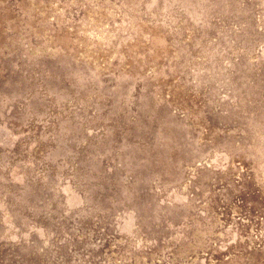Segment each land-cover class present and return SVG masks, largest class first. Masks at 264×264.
Segmentation results:
<instances>
[{
    "label": "rangeland",
    "instance_id": "1",
    "mask_svg": "<svg viewBox=\"0 0 264 264\" xmlns=\"http://www.w3.org/2000/svg\"><path fill=\"white\" fill-rule=\"evenodd\" d=\"M249 262L264 0H0V264Z\"/></svg>",
    "mask_w": 264,
    "mask_h": 264
},
{
    "label": "bare ground",
    "instance_id": "2",
    "mask_svg": "<svg viewBox=\"0 0 264 264\" xmlns=\"http://www.w3.org/2000/svg\"><path fill=\"white\" fill-rule=\"evenodd\" d=\"M140 139V138H139ZM126 176V175H125ZM130 187V186H129ZM243 225V224H242ZM237 231V230H236ZM247 233V232H246ZM251 243V242H250ZM188 244V243H187ZM189 245V244H188ZM254 245V244H253ZM179 246V245H178ZM251 246V245H250ZM252 249V248H251ZM253 251H254V249H253ZM257 251V250H256ZM260 251H261V249H260ZM182 252V251H181ZM251 253V252H250ZM254 253V252H253ZM258 254H259V252H258ZM253 255V254H252ZM243 256V255H242ZM251 256V255H250ZM249 258V257H248ZM241 259V258H240ZM249 260V259H248ZM250 263V262H249ZM251 264V263H250Z\"/></svg>",
    "mask_w": 264,
    "mask_h": 264
}]
</instances>
